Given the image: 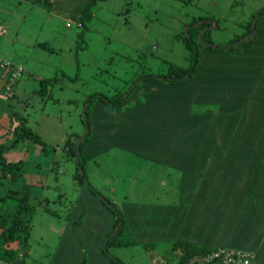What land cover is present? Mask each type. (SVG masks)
I'll list each match as a JSON object with an SVG mask.
<instances>
[{"label":"rangeland","instance_id":"374dc122","mask_svg":"<svg viewBox=\"0 0 264 264\" xmlns=\"http://www.w3.org/2000/svg\"><path fill=\"white\" fill-rule=\"evenodd\" d=\"M87 1L0 0V57L24 66L8 97L0 78V108L5 115L0 121L12 128L25 118V125L47 145L43 149L40 143L25 139L24 145L6 149L4 156L16 161L22 154H34L24 174L31 185V201L36 204L46 198L47 207L56 210L53 214L37 205L25 264H116L108 252L123 264H154L162 261L158 255L169 253L165 242L169 236H179L180 232L179 226H159L160 220L180 221L194 231L190 216L170 213L166 217V213L154 221L150 218L153 209L167 212L179 205L182 211L190 204L184 196L187 193L181 195L178 188L179 173L112 147L85 164L81 180L74 177L75 162L62 149L63 140L73 131H82L79 113L88 93L111 94L133 75L157 76L168 71L170 64L186 66L187 51L180 33L193 18L204 17L194 25L204 19L215 21L218 27L209 28L208 36L212 43L224 44L246 31L250 15L264 0H97L91 17L78 25ZM62 73L65 76L61 78ZM52 76L59 81L42 97L37 93L38 80ZM5 136L11 139L13 135ZM196 199L211 204L214 198ZM106 200L124 217L122 236L138 243L103 250L102 236L116 214ZM217 207L214 210L219 212ZM203 229L210 233L208 226ZM206 240L215 244L218 235ZM0 264L6 263L0 260Z\"/></svg>","mask_w":264,"mask_h":264},{"label":"trees","instance_id":"16d2710c","mask_svg":"<svg viewBox=\"0 0 264 264\" xmlns=\"http://www.w3.org/2000/svg\"><path fill=\"white\" fill-rule=\"evenodd\" d=\"M96 1L86 2L78 25L91 17ZM203 18H193L180 33L187 51L186 66L170 64L168 71L157 76L133 75L111 94L88 93L79 113L82 131L66 135L61 147L74 159V177L81 180L88 161L101 151L118 147L176 170L182 194L191 192L198 198L213 195L211 204L206 203L207 213L191 218L194 231L180 221H159V226H179L180 232L179 236H169L165 241L169 253L158 255L162 261L154 264H195L196 257L220 248L253 249V263L264 264V5L250 15L243 34L224 44L212 43L209 28L198 39L203 27H218L212 19L194 25ZM253 31L254 35L247 37ZM37 45L51 49L44 42ZM58 81L57 76L40 77L37 93L46 97V90ZM0 117H5L1 108ZM19 122L10 128L0 121V260L6 264H25L37 205L56 213L47 207L46 198L36 204L31 201V185L24 178L26 162L21 158L8 161L4 156L6 149L24 145L25 139L47 148L25 125V118ZM10 132L13 136L8 139L5 134ZM111 204L116 214L102 236L105 252L111 245L138 243L122 236L124 217ZM217 206L219 212L214 210ZM166 213L163 208L153 209L150 218L154 221ZM119 221L118 230L110 236ZM203 226H208L210 233ZM211 235H218L217 243L206 240ZM108 255L116 264H123L118 257Z\"/></svg>","mask_w":264,"mask_h":264},{"label":"built area","instance_id":"2783aa9c","mask_svg":"<svg viewBox=\"0 0 264 264\" xmlns=\"http://www.w3.org/2000/svg\"><path fill=\"white\" fill-rule=\"evenodd\" d=\"M0 68L9 71V82L6 86V90H9L10 83L19 79L23 67L21 64H11L0 58ZM252 259V252L220 248L196 257L195 264H253Z\"/></svg>","mask_w":264,"mask_h":264},{"label":"crops","instance_id":"0c3cea01","mask_svg":"<svg viewBox=\"0 0 264 264\" xmlns=\"http://www.w3.org/2000/svg\"><path fill=\"white\" fill-rule=\"evenodd\" d=\"M0 78L3 80L2 86H4L5 85V73L0 71ZM11 89H12V87H11ZM9 94H11V92ZM5 95L7 97L10 96L7 93H5ZM49 129L52 130L51 128H49ZM58 137L62 138V135H59ZM50 146H52V145H50ZM50 146H48V147H50ZM33 157H34V154L32 152H29L28 154H22L21 159H23L26 162L27 169H28V166H27L28 162H30V159H32ZM178 188H181L180 184L178 185ZM183 194L181 193V195H183ZM184 196L186 197L187 200L190 201V204L188 205V207H186L185 210L179 211L180 210L179 205H174L171 207L170 211H167V213H169V214L173 213L174 214L173 216H190L191 218H194L195 216H202V215H204V213H207L208 209L206 207V203L204 206H199V205H201V203L198 202V200L196 199V197L194 196L193 193L187 192V195H184ZM155 213L158 214L160 212L155 211Z\"/></svg>","mask_w":264,"mask_h":264},{"label":"water","instance_id":"95a60500","mask_svg":"<svg viewBox=\"0 0 264 264\" xmlns=\"http://www.w3.org/2000/svg\"><path fill=\"white\" fill-rule=\"evenodd\" d=\"M200 24V23H199ZM214 25H215V23H214ZM253 25H254V21L252 22V27H253ZM211 27V25H208V26H205V27H203L200 31H199V33H198V39L201 37V34H202V32H204L206 29H208V28H210ZM254 35V31L250 34V35H247V37L248 36H253ZM227 47H229V45L227 46ZM86 106V105H85ZM84 112H85V107L83 108V112H82V115L84 116ZM87 130H88V128L86 127V130H85V133L87 132ZM84 133V134H85ZM83 134V135H84ZM79 142H80V139L78 138L77 139V149H76V157H77V153H78V150H79ZM119 225H120V222H118V224H117V226H116V228H115V230L112 232V234L111 235H114L115 234V232L117 231V229L119 228Z\"/></svg>","mask_w":264,"mask_h":264},{"label":"clouds","instance_id":"9594fccd","mask_svg":"<svg viewBox=\"0 0 264 264\" xmlns=\"http://www.w3.org/2000/svg\"><path fill=\"white\" fill-rule=\"evenodd\" d=\"M228 46V45H227ZM1 58V57H0ZM3 59V58H2ZM4 60H6V59H4ZM6 61H8V60H6ZM8 62H10V61H8ZM11 64H13L12 62H10ZM18 64H21L22 65V67H23V70H22V73H23V71H24V66H23V64L22 63H18ZM0 71L1 72H3V73H5V85H4V93H7V94H9L10 92H11V87H12V84L13 83H15V81L14 82H12V83H10V89L9 90H6V86H7V84H8V82H9V71L8 70H2L1 68H0ZM22 73H21V75H22ZM8 75V78H7V80H6V76ZM21 75H20V77H19V80H20V78H21ZM120 222V224H121V221H119ZM118 224V223H117ZM120 226V225H119ZM118 230V229H117ZM116 233V232H115ZM112 236V235H111ZM212 251H214V250H212ZM247 251L248 252H252L253 253V249H250V248H248L247 249ZM211 252V251H210ZM209 253V252H208ZM205 254H207V253H205ZM204 255V254H203ZM254 264V263H253Z\"/></svg>","mask_w":264,"mask_h":264},{"label":"bare ground","instance_id":"6f19581e","mask_svg":"<svg viewBox=\"0 0 264 264\" xmlns=\"http://www.w3.org/2000/svg\"><path fill=\"white\" fill-rule=\"evenodd\" d=\"M262 7V6H261ZM215 249V248H214Z\"/></svg>","mask_w":264,"mask_h":264}]
</instances>
